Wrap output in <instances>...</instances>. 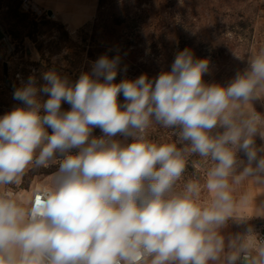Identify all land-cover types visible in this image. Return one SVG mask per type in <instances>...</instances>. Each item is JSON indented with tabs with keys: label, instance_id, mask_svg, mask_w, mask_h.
Masks as SVG:
<instances>
[{
	"label": "clouds",
	"instance_id": "9594fccd",
	"mask_svg": "<svg viewBox=\"0 0 264 264\" xmlns=\"http://www.w3.org/2000/svg\"><path fill=\"white\" fill-rule=\"evenodd\" d=\"M116 51L74 83L54 68L19 78L22 106L0 117V186L58 167L27 207L0 193V264H264V241L226 244L219 231L237 207L232 185H264V47L235 54L246 67L226 85L206 83L210 61L189 48L170 71L117 83ZM154 125L172 140L152 139ZM191 155L212 163L208 203L197 182L176 190Z\"/></svg>",
	"mask_w": 264,
	"mask_h": 264
},
{
	"label": "rangeland",
	"instance_id": "374dc122",
	"mask_svg": "<svg viewBox=\"0 0 264 264\" xmlns=\"http://www.w3.org/2000/svg\"><path fill=\"white\" fill-rule=\"evenodd\" d=\"M0 32V113H7L22 106L13 99L20 77L39 78L54 68L74 83L99 56H115L116 50L121 67L127 66L117 83L170 71L175 55L189 48L195 58L210 61L203 80L226 85L246 67L235 54L247 57L264 47V0H99L92 16L68 22L44 9L28 8L23 0H0ZM118 100L124 103L122 95ZM254 108L264 113V103L257 101ZM62 109L70 110V105L62 103ZM93 135L100 136V129ZM150 135L172 140L169 130L155 125ZM211 166V161L189 156L176 190L188 181L197 182L202 188L200 203H208L210 195L203 186ZM57 167L29 170L19 184L3 186L4 191H14L24 201L32 190L51 182Z\"/></svg>",
	"mask_w": 264,
	"mask_h": 264
},
{
	"label": "crops",
	"instance_id": "0c3cea01",
	"mask_svg": "<svg viewBox=\"0 0 264 264\" xmlns=\"http://www.w3.org/2000/svg\"><path fill=\"white\" fill-rule=\"evenodd\" d=\"M98 2L99 0H31L35 9H44L47 12L51 10L54 17H59L66 22L76 17L92 16ZM4 114L0 113V117ZM232 188V194L237 207L233 219H230L219 230L220 234L225 237L226 244L229 239H234L239 235L244 242L258 245L260 243L259 239L264 233V185L255 184L249 179L239 185H232ZM32 191L24 201L19 200L14 191L11 193L14 198L22 202V206L27 207L31 199ZM2 192H4V187L0 186V193ZM244 195L248 197L246 204L241 203V197ZM248 227L253 229L251 233L247 232Z\"/></svg>",
	"mask_w": 264,
	"mask_h": 264
},
{
	"label": "built area",
	"instance_id": "2783aa9c",
	"mask_svg": "<svg viewBox=\"0 0 264 264\" xmlns=\"http://www.w3.org/2000/svg\"><path fill=\"white\" fill-rule=\"evenodd\" d=\"M23 4H24L26 7H28V8H34L33 5H32V3H31V0H23ZM39 189H40V188H39ZM39 189L36 188V189H34V190L32 191L31 199H32L34 193H35L37 190H39ZM31 199H30V200H31ZM259 241H260V242L264 241V233L261 235V238L259 239Z\"/></svg>",
	"mask_w": 264,
	"mask_h": 264
},
{
	"label": "water",
	"instance_id": "95a60500",
	"mask_svg": "<svg viewBox=\"0 0 264 264\" xmlns=\"http://www.w3.org/2000/svg\"><path fill=\"white\" fill-rule=\"evenodd\" d=\"M48 15H50V16H52L53 14H52V11L51 10H48ZM0 34H1V32H0Z\"/></svg>",
	"mask_w": 264,
	"mask_h": 264
},
{
	"label": "bare ground",
	"instance_id": "6f19581e",
	"mask_svg": "<svg viewBox=\"0 0 264 264\" xmlns=\"http://www.w3.org/2000/svg\"><path fill=\"white\" fill-rule=\"evenodd\" d=\"M39 189V188H38Z\"/></svg>",
	"mask_w": 264,
	"mask_h": 264
}]
</instances>
